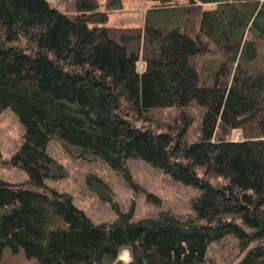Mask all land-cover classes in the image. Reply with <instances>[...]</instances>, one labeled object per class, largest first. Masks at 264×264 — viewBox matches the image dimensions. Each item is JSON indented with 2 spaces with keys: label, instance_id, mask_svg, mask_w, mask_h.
<instances>
[{
  "label": "trees",
  "instance_id": "1",
  "mask_svg": "<svg viewBox=\"0 0 264 264\" xmlns=\"http://www.w3.org/2000/svg\"><path fill=\"white\" fill-rule=\"evenodd\" d=\"M69 1L71 14L47 0H0V111L23 129L0 164L27 177L0 179V254L28 264H215L209 245L223 251L229 239L222 264H264V0H156L136 28L105 26L96 0ZM52 139L132 189L126 161L146 162L197 190L191 211L132 220L130 209L93 223L45 184L66 175L46 152ZM85 181L111 202L100 178Z\"/></svg>",
  "mask_w": 264,
  "mask_h": 264
},
{
  "label": "rangeland",
  "instance_id": "2",
  "mask_svg": "<svg viewBox=\"0 0 264 264\" xmlns=\"http://www.w3.org/2000/svg\"><path fill=\"white\" fill-rule=\"evenodd\" d=\"M47 1L63 13H73L69 0ZM186 1L168 0L166 3L184 4ZM96 2L98 11L107 12L104 25L116 28L141 27L145 10L157 4L156 0H120V8L110 11L105 8L106 0H96ZM204 6L209 7V5ZM138 71L141 72L140 62H138ZM150 116L155 121L158 120L156 114ZM159 120H161L160 117ZM22 133V126L16 115L9 108L0 111V157L2 159H8L21 144ZM239 134V131L232 132V139L237 140ZM46 152L61 164L66 173L61 180L46 181V186L58 192L67 193L72 203L81 209L93 223L111 222L119 212H126L130 209L132 220L153 215L162 210L188 213L191 211V201L198 193L191 186L173 180L170 175L154 169L137 158L126 161V168L131 180L138 185L137 189H132L103 162L71 158L56 139L48 141ZM88 175H95L109 187L111 202L99 199L95 192L88 189L85 183ZM26 178V174L22 170L0 164V179L18 184L25 182ZM147 195L157 199V202L149 201ZM228 240L224 243L226 249L223 251L216 249L217 245L214 243L209 245L207 256L215 264H222L221 258L228 255ZM122 249L126 250V256L120 258L118 254V259L125 262L129 260V251L127 248ZM0 264H28V262L20 254H11L8 251L0 254Z\"/></svg>",
  "mask_w": 264,
  "mask_h": 264
}]
</instances>
